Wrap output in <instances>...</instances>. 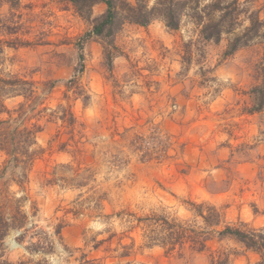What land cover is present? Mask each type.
Masks as SVG:
<instances>
[{"label": "rangeland", "instance_id": "obj_1", "mask_svg": "<svg viewBox=\"0 0 264 264\" xmlns=\"http://www.w3.org/2000/svg\"><path fill=\"white\" fill-rule=\"evenodd\" d=\"M11 1L12 13L4 4L0 14L18 22L19 31L0 39L33 44L5 47L0 76L38 81L37 110L44 111L30 112L41 131L28 176L22 187L9 188L27 224L0 241V259L258 261L256 252L217 234L202 251L159 235L166 220L211 231L198 215L202 205L219 210V229L264 226V108L256 110L253 91L264 81V46L228 55L230 36L205 39L189 15L178 30L161 20L125 22L114 35L97 36L93 19L106 12L104 2L80 13L71 0ZM240 2L264 16V0ZM75 74L78 87H68ZM23 100L12 93L6 104L14 109ZM5 158L0 151V164ZM100 239L106 241L96 250Z\"/></svg>", "mask_w": 264, "mask_h": 264}, {"label": "trees", "instance_id": "obj_2", "mask_svg": "<svg viewBox=\"0 0 264 264\" xmlns=\"http://www.w3.org/2000/svg\"><path fill=\"white\" fill-rule=\"evenodd\" d=\"M76 9L81 13L88 12L92 6L99 2L107 4L104 14L93 19L91 33L97 36H112L125 22H131L140 26H148L155 20H161L170 30H178L183 18L189 15L200 27V32L205 39L220 42L224 35L230 36L226 54L230 55L237 50L253 44L264 46V16L261 9L253 10L241 3L240 0H71ZM10 5L14 9L11 0H0V6ZM20 24L13 22L0 14V34L11 36L19 31ZM33 43L27 39L5 38L0 39V55L5 47L31 46ZM39 83L25 76H0V151L6 156L0 164V241L3 243L5 236L12 229H22L26 226V215L21 210L20 199H16L13 192L9 191L10 185L20 187L28 176V169L36 156L37 133L41 131V125L32 122L34 118L30 112L39 115L44 109H38L43 103ZM78 76L75 74L68 81V87H78ZM51 88L54 81L49 82ZM259 98L256 110L264 108V81L253 90ZM15 93L22 96L23 101L14 109L6 104V99ZM74 117L72 112L69 113ZM17 204V205H16ZM16 205V206H15ZM211 231L192 229L190 226L166 220L168 226L159 238L186 243L192 242L195 249L202 251L207 248V242L213 234L220 238H231L241 243L249 250L259 255V260L254 264H264V226L255 227L242 224L225 225L222 229L221 213L214 205L204 206L198 211ZM62 225L56 228L60 234ZM21 234L18 239H22ZM158 240L150 236V241ZM106 239L96 241L94 249L99 250ZM173 249V248H171ZM126 256V255H122ZM1 258V256H0ZM79 264H103L98 258H85V254L79 259ZM0 264H46L38 260L20 261L13 263L0 259ZM213 264H228L223 259H214Z\"/></svg>", "mask_w": 264, "mask_h": 264}, {"label": "bare ground", "instance_id": "obj_3", "mask_svg": "<svg viewBox=\"0 0 264 264\" xmlns=\"http://www.w3.org/2000/svg\"><path fill=\"white\" fill-rule=\"evenodd\" d=\"M14 244H16V243H14ZM17 245V244H16Z\"/></svg>", "mask_w": 264, "mask_h": 264}]
</instances>
